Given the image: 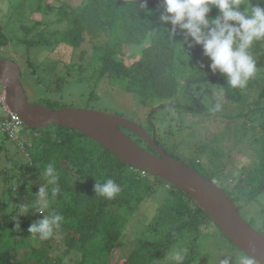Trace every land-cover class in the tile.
Masks as SVG:
<instances>
[{
	"label": "trees",
	"instance_id": "obj_1",
	"mask_svg": "<svg viewBox=\"0 0 264 264\" xmlns=\"http://www.w3.org/2000/svg\"><path fill=\"white\" fill-rule=\"evenodd\" d=\"M30 1L19 8L29 22L21 26L15 40L10 39L0 26V47L14 43L26 46L28 51L30 48H49L54 53L58 46L69 51L74 61L67 65L70 67L65 70L66 74L74 71L80 75L86 66L94 83L116 85L130 94L137 104V114H142L140 119L147 125V132L155 143L208 180H221L226 189H220L239 212V206H248L264 194V45L257 43L251 49L257 61V75L244 88H231L225 76L210 71V60L203 55L201 46L189 48L190 38L185 43L179 29L173 34L170 24L159 21L154 11H160L161 0H146V8L141 7L144 0H54L57 7L45 0H32L35 5ZM249 2L256 4L260 0ZM261 6L264 7V3ZM52 13L57 18L46 19ZM35 14L38 18L34 19ZM217 14V10L212 9L209 16ZM102 36L105 39H99ZM127 46L141 48L139 57L130 64L118 58ZM53 57L54 61H59H56L58 65L60 59ZM51 83L54 86L46 90L61 91L65 81L55 79ZM216 97L220 108L216 106ZM251 97L254 98L252 103L249 102ZM239 103L244 108L247 105V111L243 108L237 114L227 115L225 107ZM45 105L51 109L49 101ZM169 108L178 111L180 122L167 120L161 129L154 128V121L165 120L155 117L156 111L167 112ZM187 116L188 122L185 121ZM234 116L248 120L234 123L229 131L223 128L209 139L196 138L193 126L211 123L213 117L232 122L236 119ZM188 124L192 126L191 130ZM34 131H37L35 136L27 141L24 138V151L14 143L28 156V164L10 161L0 170V183L7 186L3 197L0 195V235L12 228L13 216L17 214L15 209L9 210L7 204L18 205L21 199L22 191H16L14 179L21 183V190L28 186L29 195L37 194L47 183L44 169L52 162L59 173L60 191L54 194L53 186H47L49 207L45 212L63 215L64 221L59 227L64 233L63 240L56 249L51 247L54 229L43 248L29 245L28 252L21 256L11 253L14 247L0 248V264H26L35 260L36 264H110L112 253L123 243L130 217L149 195H153L157 184L168 188L151 219L154 222L146 224L147 230L155 236L142 232L119 264H154L179 239H198L211 225L230 243L206 212L181 189L123 164L113 153L77 130L50 125ZM122 131L140 147L152 152L136 135L124 128ZM248 137L247 144L255 152L253 159L243 167L245 172L239 174L221 168L226 164L225 157L231 156L234 148L240 149ZM2 147L0 145V152ZM4 154L7 160H12ZM189 154L193 156L187 158ZM108 178L121 186V192L112 200L100 197L94 191L96 181L103 182ZM30 220L37 222L31 212L21 225ZM253 222L249 224L252 226ZM10 236L21 238V233L14 231ZM186 249L184 264H192L195 259L193 246ZM73 251L78 254V259L69 262L66 257Z\"/></svg>",
	"mask_w": 264,
	"mask_h": 264
},
{
	"label": "rangeland",
	"instance_id": "obj_2",
	"mask_svg": "<svg viewBox=\"0 0 264 264\" xmlns=\"http://www.w3.org/2000/svg\"><path fill=\"white\" fill-rule=\"evenodd\" d=\"M26 1L27 0H0V26L2 27L3 32L10 39L15 40L21 32V26H23V24L26 25L29 22V18H24V13L19 10V8L24 6V4H27ZM45 1L55 7L58 6V3L54 0ZM30 4L35 5V1L31 0ZM161 11L162 9L158 12H154L158 17H160ZM46 17V19L50 20L57 18L54 13L47 15ZM33 18H38L37 14H35ZM42 19H44V16ZM99 39L103 40L105 37L102 36L101 38L99 37ZM98 42L102 43L100 40H98ZM58 47L54 49V53L49 48L46 50L30 48V51H28L26 46L24 47L14 43H8L6 46L0 47V59L11 60L19 66L21 70L20 81L30 103L47 106L45 105L46 101H49V105H51L49 107L54 110L70 108L104 112L126 118L134 123H139L146 131L148 130L147 125L142 119H140L142 118V114L141 116L137 114L138 107L134 102L135 99L119 86H113L109 83L103 84L102 82L94 83V80L90 78L91 76L89 75V71L86 69V66L85 71L79 73L80 75H77L74 71L66 74L65 70L70 67L67 65H70V61H74V56L72 57V55L69 54V51L61 50ZM140 50L141 48L137 46H127L125 47L122 56L118 58H121L124 63L130 64L139 57L141 52ZM51 54L60 59V63L58 65L57 62L59 61H54V59H52L54 57ZM29 65L31 67L30 69H28ZM32 68L33 70L31 71ZM55 79L65 81L63 89L61 91H55L54 89L46 90V88L54 86L51 82ZM253 99L254 98L251 97L249 102L252 103ZM215 100L218 108L221 104L217 100V97ZM243 108L244 107L241 103L238 105L229 104L225 107V111L227 112V115H231L234 113L237 114L238 111ZM141 109L143 111L146 110V108ZM247 109L246 105L243 111L246 112ZM167 112L166 110L156 111L154 116L160 120H165L163 122L157 121L156 123L154 121V128L156 127L157 129H161L162 124L167 120L176 124L180 122L181 117L178 114V111H174L173 108H169ZM149 114L147 116H149ZM188 117L189 116L185 117V121L187 122L190 121V118ZM247 120V118L239 117L231 122L230 120H225L220 117H213V121L211 123L193 127L195 129L196 138L206 140L213 137L214 134H217L223 128H225L224 131H229L232 130L234 123H244ZM188 125L191 130L192 126H190V124ZM226 126L228 127L226 128ZM34 130L37 129L26 127L25 138L30 139V137L35 136L37 131ZM246 139L248 140L242 142L240 149L234 148L233 152H231V156L225 157L226 164L221 168H224L227 172L232 171L239 174H243L245 172L243 167L253 159L255 152L254 148L248 146L249 137ZM224 142L229 145L227 140ZM0 145L3 146V151L0 152V170L10 161H14L15 163L19 162L24 165L28 164V156H25L12 141L6 140L2 133H0ZM4 153H6L7 157L12 160H7ZM191 156H193V154H189L186 157L189 158ZM14 182L17 186L16 191H22V194L20 195L21 199H19L18 205H29L27 213L31 212L32 215L36 217L37 221L42 219L44 215H49V213L45 212L47 209L44 210L43 214L39 213L40 204L38 203L36 193L29 195V191L26 190L28 186L24 187V190H21V183L18 184L16 179H14ZM216 183L219 188L226 189L224 187L225 184L221 180L218 182L216 181ZM6 188L7 186L0 183V195L2 197ZM167 188L168 187L163 184H157L154 186L153 195H149L141 206L133 212L126 227V234H124L123 243L120 248L116 249L112 253L110 264H119L121 259L127 257L131 251V244L137 238L141 237L142 232H147L148 235L155 236V234H152L149 229L147 230L146 224L154 222L151 221V219L155 216L157 206L165 196V190H167ZM7 205L9 210H11V203ZM239 207L240 215L248 223L254 220L252 224L253 228L264 232V194L259 196L250 205ZM26 217L27 214L19 216V231L21 233V238L15 239L10 236L15 231L13 225L11 229L0 235V248L14 247V249H11V253H17L20 256L25 252H28L29 245L43 248L46 239L41 240L37 235L30 234L27 231L30 224L34 223V221L30 220L28 224H25L24 226L21 225V221L26 219ZM205 229L209 231L200 234L198 239L189 241L185 238L179 239V241L176 242L165 254H163L160 259L156 260L154 264H165L167 254L171 249L187 248L190 245L193 246L192 255L195 257L192 264H249V262H251V264H255L250 259H247L239 249L234 248L228 241L221 237L219 233H216V228L214 226L211 225ZM61 232L60 228L55 229V237H53V241L49 243L53 249H56L63 240L62 235H64V233ZM77 259L78 254H76L75 251L71 252V254L66 257V260L69 262H74ZM35 262L36 260L34 262H26V264H36Z\"/></svg>",
	"mask_w": 264,
	"mask_h": 264
},
{
	"label": "water",
	"instance_id": "obj_3",
	"mask_svg": "<svg viewBox=\"0 0 264 264\" xmlns=\"http://www.w3.org/2000/svg\"><path fill=\"white\" fill-rule=\"evenodd\" d=\"M21 70L11 60L0 59V86L7 103L29 128L50 125L74 129L110 151L123 164L159 177L194 199L224 236L258 264H264V234L239 213L225 192L190 166L168 155L139 124L99 111L63 108L52 110L30 103L22 87ZM128 130L144 141L152 152L140 147L122 131Z\"/></svg>",
	"mask_w": 264,
	"mask_h": 264
},
{
	"label": "clouds",
	"instance_id": "obj_4",
	"mask_svg": "<svg viewBox=\"0 0 264 264\" xmlns=\"http://www.w3.org/2000/svg\"><path fill=\"white\" fill-rule=\"evenodd\" d=\"M262 3L264 0L256 4L250 3L249 0H161L159 21L162 24H170L173 34L179 29L185 43L190 38L189 48L201 46L203 55L210 60L208 67L213 74L218 72L225 76L231 88H244L259 71L251 49L257 43L264 45ZM141 7H147L146 0ZM212 9L217 10L215 17L209 16ZM44 176L47 183L39 188L36 195L40 204L39 213L42 214L49 207L47 186H53L54 194L60 191L59 173L54 163L50 162L45 167ZM214 184L217 186V183ZM94 191L96 195L112 200L121 192V186L108 178L103 182L96 181ZM10 207L17 212L12 220L14 230L19 231L18 217L27 214L29 205L11 204ZM63 221V215L53 212L31 223L27 231L45 240L53 235L54 229H58ZM186 255V248H173L167 254L165 264H184Z\"/></svg>",
	"mask_w": 264,
	"mask_h": 264
},
{
	"label": "built area",
	"instance_id": "obj_5",
	"mask_svg": "<svg viewBox=\"0 0 264 264\" xmlns=\"http://www.w3.org/2000/svg\"><path fill=\"white\" fill-rule=\"evenodd\" d=\"M0 132L5 134L10 141L18 145L20 150L25 149L24 138L26 126L19 115L8 105L5 91L2 87H0Z\"/></svg>",
	"mask_w": 264,
	"mask_h": 264
}]
</instances>
